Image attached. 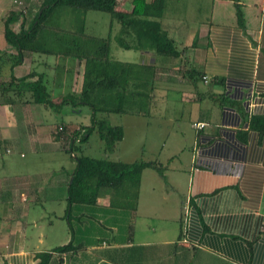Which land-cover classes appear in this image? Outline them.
Listing matches in <instances>:
<instances>
[{
	"label": "crops",
	"instance_id": "0c3cea01",
	"mask_svg": "<svg viewBox=\"0 0 264 264\" xmlns=\"http://www.w3.org/2000/svg\"><path fill=\"white\" fill-rule=\"evenodd\" d=\"M119 2L120 11L132 10V0ZM159 20L185 52L172 59L121 48L132 58H114L109 39L112 60L154 68L151 102L145 116H107L122 127V140L110 155L102 143L98 157L88 154L127 164L163 155L162 176L142 171L135 211L112 207L110 191L102 190L94 206H71L67 221L76 161L53 132L61 123L70 131L88 127L90 109L64 106L67 122L53 123L61 113L0 100V264H37V254L70 242L69 227L80 250L49 264H264V133L247 122L264 116V0H165ZM109 29L114 39L120 33L113 21ZM102 33L87 35L109 37ZM0 50V83L11 75H42L55 105L80 92L83 63L66 51L25 52L13 66L16 53L2 39ZM162 109L164 116L153 119V110ZM151 122L159 132L153 128L133 145L129 136L142 135ZM196 123L206 127L196 130Z\"/></svg>",
	"mask_w": 264,
	"mask_h": 264
},
{
	"label": "trees",
	"instance_id": "16d2710c",
	"mask_svg": "<svg viewBox=\"0 0 264 264\" xmlns=\"http://www.w3.org/2000/svg\"><path fill=\"white\" fill-rule=\"evenodd\" d=\"M3 3L4 0H0V4L3 5ZM119 4V0H42L40 9L28 28L22 26L19 32L13 31L11 25L17 22L18 16L10 15L3 23L1 39L6 43V47H10L16 53L13 57V66L21 63L25 52L53 54L52 50L38 45L37 42L43 43L40 39L45 30L60 31L59 27H52L49 24L52 13L59 8H70L82 12L84 16L89 11L108 14L111 20L120 26V33L115 41L124 50L151 51L157 56L172 59L182 57L185 49H178L160 24L159 19L164 12L165 0H155L154 3L132 0V10L129 13L120 11ZM156 11L157 16L154 15ZM236 18L238 26L244 28L243 13L238 4ZM72 39L71 50L69 53H64V56L72 61L77 60L83 63L82 85L79 93L67 94L60 99L59 105H55L42 75L29 73L18 79L11 75L8 82L0 83V100L9 106L17 102L39 104L48 110L59 111L58 113L62 112L64 106L69 105L71 108L86 106L90 109L88 127L70 131L61 123L53 132L58 142L64 140L65 135H71L66 152L76 161V168L68 186V206L64 216L67 221H69L71 206H94L102 190L110 191L112 207L135 211L142 171L151 168L162 176L165 167L155 161L127 164L109 158H93L85 150L90 145V137L97 135L106 155L115 151L124 133L121 126L111 125L107 116L148 114L151 102V81L155 76L154 68L112 60L109 57V37L89 36L84 31V25L73 32ZM3 51L0 50V55L4 53ZM192 76L195 81L200 78V74L197 73ZM26 93H29L27 100L24 99ZM224 102L219 100L220 105ZM247 122L251 130L264 133V116H252ZM8 151L6 153H10V150ZM69 232L70 242L52 251L37 254V264H49L54 257L62 259L66 254H75L80 250L78 245L73 244L70 227Z\"/></svg>",
	"mask_w": 264,
	"mask_h": 264
},
{
	"label": "rangeland",
	"instance_id": "374dc122",
	"mask_svg": "<svg viewBox=\"0 0 264 264\" xmlns=\"http://www.w3.org/2000/svg\"><path fill=\"white\" fill-rule=\"evenodd\" d=\"M42 0H4L3 5L0 4V39L2 36V29H3V23L4 21L12 14H16L18 16L17 22L11 25V28L13 31L18 32L20 28L28 27L30 22L34 19L35 14L40 9ZM49 24L52 27H59L60 31L57 32L56 29L52 30H45L42 34V37L40 41L37 42L40 46H46L52 51H66L70 52L71 50V42L72 34L73 32L78 31L82 27V25L85 24V32L87 34H104L102 33L105 31L104 36H109L110 38V49H111V56L114 58H125L122 56H130L128 58H132L133 52H123V50L118 46L116 43L114 36L115 31L114 29H109V23L112 22L110 16L103 12H97V11H89L85 14L82 12H79L77 10L68 9V8H59L55 13H52V16L50 18ZM83 19V20H82ZM84 23V24H83ZM116 23V22H115ZM63 30V31H62ZM68 32V33H67ZM83 43V42H82ZM117 51V54L116 52ZM45 55V54H42ZM49 113L52 114L51 110H48ZM59 112V111H57ZM166 113L165 110H153V119L160 118L161 115L164 116ZM54 115V114H53ZM67 117L63 113L61 115L55 116V122H67ZM157 122H151L152 128H148L147 126L141 129L142 135L144 134V137L138 133H135L134 135L129 136L128 140L133 143V145H136L138 143V140L140 138H147V134L151 132L154 129H156L159 132L160 125L156 124ZM164 129V126L162 127ZM95 139L91 140L89 148H87V154H90L92 156L98 157V144H100V141L97 138V135H94ZM71 135H65L64 140L60 142V145L62 146V149L66 152L68 149V144L71 141L70 140ZM149 139V137H148ZM146 158H149V155L146 154L144 160ZM155 160V159H154ZM73 161V160H72ZM143 161V160H139ZM138 161V162H139ZM151 161V160H150ZM156 161L158 164L160 162H164L163 155L156 156ZM44 163H40L39 165H42ZM161 165V164H160Z\"/></svg>",
	"mask_w": 264,
	"mask_h": 264
},
{
	"label": "built area",
	"instance_id": "2783aa9c",
	"mask_svg": "<svg viewBox=\"0 0 264 264\" xmlns=\"http://www.w3.org/2000/svg\"><path fill=\"white\" fill-rule=\"evenodd\" d=\"M205 79V78H204ZM206 127V124L204 123H196L193 125V128H195L196 130H202ZM61 130V129H60ZM6 152H9L8 150ZM262 229H264V221L262 223Z\"/></svg>",
	"mask_w": 264,
	"mask_h": 264
}]
</instances>
